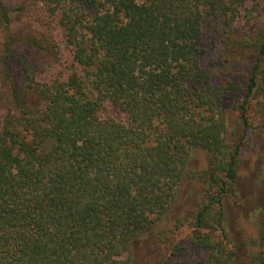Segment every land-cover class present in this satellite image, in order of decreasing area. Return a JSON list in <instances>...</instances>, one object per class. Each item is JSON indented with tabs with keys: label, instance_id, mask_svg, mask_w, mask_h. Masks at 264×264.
Listing matches in <instances>:
<instances>
[{
	"label": "trees",
	"instance_id": "1",
	"mask_svg": "<svg viewBox=\"0 0 264 264\" xmlns=\"http://www.w3.org/2000/svg\"><path fill=\"white\" fill-rule=\"evenodd\" d=\"M34 2L21 32L0 0V264H240L228 212L264 135V0ZM193 149L202 198L150 263ZM259 214L264 264V182Z\"/></svg>",
	"mask_w": 264,
	"mask_h": 264
},
{
	"label": "rangeland",
	"instance_id": "2",
	"mask_svg": "<svg viewBox=\"0 0 264 264\" xmlns=\"http://www.w3.org/2000/svg\"><path fill=\"white\" fill-rule=\"evenodd\" d=\"M2 2L11 9L12 31L26 32L30 26L33 27V16H36L34 0H2ZM34 60H36V66L40 67L48 59L38 55ZM14 76L17 80L16 75ZM2 91L4 93L1 98L5 103L9 97V90L5 88ZM233 104L232 98L224 102V112L230 133H236L241 127L239 114L235 111ZM108 115L118 121H125L124 116L115 112ZM248 145L251 146L248 149L243 147L242 162L238 172V190L235 198L230 201L228 212L229 226L242 242L240 264H256L251 254L256 251L257 225L260 221L259 205L264 182V135L255 137L254 144L248 142ZM205 167V153L193 149L190 152L186 175L181 182L175 202L152 230V234L143 239V243L146 241V244L153 248L150 263L166 256L165 246L174 242L183 244L186 240L187 219L192 216L203 195L201 177Z\"/></svg>",
	"mask_w": 264,
	"mask_h": 264
}]
</instances>
